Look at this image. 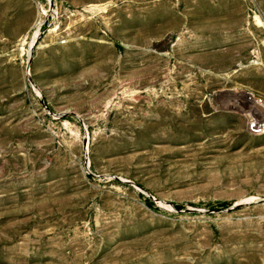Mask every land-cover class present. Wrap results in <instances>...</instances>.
Masks as SVG:
<instances>
[{
  "label": "rangeland",
  "instance_id": "1",
  "mask_svg": "<svg viewBox=\"0 0 264 264\" xmlns=\"http://www.w3.org/2000/svg\"><path fill=\"white\" fill-rule=\"evenodd\" d=\"M0 264H264V0H0Z\"/></svg>",
  "mask_w": 264,
  "mask_h": 264
},
{
  "label": "trees",
  "instance_id": "2",
  "mask_svg": "<svg viewBox=\"0 0 264 264\" xmlns=\"http://www.w3.org/2000/svg\"><path fill=\"white\" fill-rule=\"evenodd\" d=\"M149 204H152L151 202H148ZM222 207L226 206L225 204L221 205ZM176 209H180V206H176Z\"/></svg>",
  "mask_w": 264,
  "mask_h": 264
}]
</instances>
